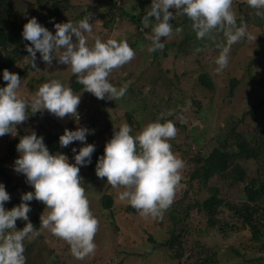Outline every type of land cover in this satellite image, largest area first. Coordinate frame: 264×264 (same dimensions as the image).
Masks as SVG:
<instances>
[{
	"label": "rangeland",
	"instance_id": "374dc122",
	"mask_svg": "<svg viewBox=\"0 0 264 264\" xmlns=\"http://www.w3.org/2000/svg\"><path fill=\"white\" fill-rule=\"evenodd\" d=\"M20 1L15 6L18 4L24 7V3ZM88 1L91 0H78L86 7L90 6ZM115 1L116 5L124 9L123 11H131L133 5L131 0ZM141 6L145 7V4ZM108 10L114 14L115 19H111L107 14ZM170 11L173 12L172 9ZM88 14L85 18H89L92 24L91 36L85 33L89 47L94 45V37H98L102 42L108 39L127 41L134 50V59L123 67L115 69L108 77L109 82L117 88L127 84V92L122 98L113 101L95 99L91 93L77 94L80 95V102L86 100L85 116L83 115L78 121L71 117L58 118L47 110L31 115L29 110L28 120L16 126L14 136L6 134L0 137V184L4 185L10 199L17 196L21 199L24 193L33 189L26 182L23 174L14 171V163L19 153L16 150L12 156H8V144L11 139L17 137L20 140L22 136L35 132L38 137H43L50 154H64L68 157L69 163L74 164L73 148L78 152L85 144H92L104 149L113 132L122 124L127 123L132 129L131 135L135 136L148 123L160 122L166 116L178 129L177 136L170 141L172 147L175 145L172 151L184 161L185 165L181 173V187L172 205L182 199L185 203L193 205L184 220L191 229L189 245L200 243L204 245L206 252L218 251L221 264H247L243 259L258 258L259 250L247 246L250 235L247 230L241 229L235 232L227 228L225 233H221L217 227L210 228L206 216L199 213L198 207L194 205V202H201L211 194L209 191L211 187H216L218 195L224 200L239 201L242 199L240 187L220 179L219 175L210 178L207 182L192 179L189 173L192 171V166L187 163L185 154L193 153L192 150L195 149L192 147L194 144L191 142V136L198 137L202 143H205L204 149L207 150L212 148L218 136L233 137L230 129L238 119H244L242 128L252 124L264 129V23L259 24V21L243 23L247 26L248 34L256 38H245L233 44L227 67L217 72L215 60L222 50L218 45H224L226 37L217 41L216 46L208 45L205 50L194 55L193 51L183 53L181 49L170 44L171 41L180 39L183 34L182 31L177 33L174 30L171 37L161 40V43L168 44L166 54H163L162 50L149 52L152 43L150 37L153 33H149L142 43L137 42L133 34L134 29L128 19L125 16L120 17L116 8L111 7L106 0H101ZM102 19L107 23L105 26L102 25ZM201 41L206 44L204 39ZM251 60L252 63L249 64ZM35 63L36 68L28 70L25 75L21 70L30 64L28 57H24L9 70L21 78L18 94L22 98L30 101L43 83L52 80H58L64 87H68V78L73 74L70 65H57L52 62V65L48 66L38 53ZM202 71L206 72L212 82V88L198 81L197 75ZM232 77H236L238 83L230 93L229 79ZM168 82L172 87L170 91L165 87ZM6 83L3 80V73L0 72V85L5 87ZM142 99L146 100L145 106L139 104ZM154 103L160 110H157ZM252 105H258L255 110V120H252L248 113ZM79 107L81 108L80 103ZM128 110L133 111L130 121L127 117ZM151 110L154 112L151 113ZM78 127L89 130L85 142L76 141L67 147H61L59 137L64 130L74 131ZM255 166L253 160L244 163L250 174L254 173ZM79 167L86 195L89 196L90 209L99 221V229L94 238L96 244L94 254L83 260L76 259L65 241L40 226L36 229L39 232L38 236L24 241L26 264H198L194 259L178 261L175 254H171L168 249L162 247L154 249L147 240L149 237H155L157 240H165L169 237L173 222L172 215L175 213L171 212L172 205L161 218L142 217L136 210L130 208L127 201L119 199V194L125 189L113 188L106 182V178H97L95 173H91L84 166ZM88 180L91 185L90 194H87ZM185 192L187 196L184 197ZM103 193H109L113 200V224L108 213L100 206ZM31 202L33 211H38L40 215L44 212L43 214L47 215V209L44 210L45 206L42 203L35 199ZM216 211L215 217L220 221L237 222L235 218L231 220L233 218L231 210L225 206L218 207ZM25 223L18 219L15 222V230H22ZM234 249L238 250L242 257L238 256ZM249 264L258 263L253 261Z\"/></svg>",
	"mask_w": 264,
	"mask_h": 264
},
{
	"label": "clouds",
	"instance_id": "9594fccd",
	"mask_svg": "<svg viewBox=\"0 0 264 264\" xmlns=\"http://www.w3.org/2000/svg\"><path fill=\"white\" fill-rule=\"evenodd\" d=\"M256 9V15L264 17V0H247ZM169 9H174L175 14ZM174 15H186L192 22L191 28L196 38L212 39L214 32H222L226 37L222 50L215 60L216 71H223L228 64V56L233 44L242 39H255L247 32V26H237L233 11V0H152L150 10L142 18V25L148 27L153 19L155 26L149 52L163 50V38L173 35L170 21ZM55 34L43 27L35 18L23 26L22 37L31 46L25 45L29 63L36 68L37 53L46 65L57 63L70 65L84 91L100 100H118L128 89V85L117 88L108 80L109 75L123 67L135 57L134 50L127 41L108 39L102 42L94 37V45L89 47L88 37L92 34L89 18L54 24ZM143 30V28L141 29ZM181 32V28L175 30ZM201 51L200 48L196 49ZM58 53V55H54ZM6 86L0 88V137L16 134V126L26 122L31 115L47 110L48 113L64 118L79 120L77 112L80 95L71 88L64 87L58 80L43 83L29 101L18 94L21 78L7 69L3 71ZM89 130L78 127L65 129L59 137L61 147L73 142H85ZM125 123L113 132L105 144L104 154L96 163L97 178L104 179L113 188L125 189L119 199L127 201L142 217L161 218L174 202L181 187L184 161L172 151L171 140L178 129L172 121L150 122L135 136ZM19 157L15 160L14 171L25 176L34 191L24 193L22 201L33 199L42 203L47 215L42 213L40 226L65 241L72 255L83 260L94 254V238L99 229V221L90 209L80 167L90 163L95 146L85 144L79 151L72 149L75 163L61 153L50 154L35 132L24 135L16 146ZM10 200L3 184H0V264H26L24 241L34 239L39 232L31 222L28 203L6 210L4 204ZM25 221L22 230H15L17 220Z\"/></svg>",
	"mask_w": 264,
	"mask_h": 264
},
{
	"label": "trees",
	"instance_id": "16d2710c",
	"mask_svg": "<svg viewBox=\"0 0 264 264\" xmlns=\"http://www.w3.org/2000/svg\"><path fill=\"white\" fill-rule=\"evenodd\" d=\"M18 1L20 0H0L1 73H3L5 69L8 71L13 69L20 60L24 57H28L25 45L31 46V44L29 41L23 39L22 31L24 24L27 23L29 19L35 18L39 24L55 34L54 24L66 22L77 24L80 20L85 19L86 15H89L88 13H91L101 0L88 1L90 6L87 7L82 5L81 2H78V0L73 2L71 0H21L20 2L24 3V7L23 5L20 7L18 4L15 6ZM106 1L111 4V7L116 8L120 17L125 16L128 19L129 24L132 25L134 29L133 34H135L134 38L137 42L142 43L146 36L152 32V28L155 26L154 19L146 28L141 23L142 18L150 10L151 0H131L133 5L131 6V11L128 12L123 11L124 9L122 7L116 5L115 0ZM141 4H145V7H142ZM79 8L81 10H79ZM172 10L173 14H175L174 9ZM233 11L238 14V19H236L237 26H240L243 23L250 24L255 21H259V24L264 23V17L257 16V10L251 8L247 4V0L234 1ZM107 14L111 19H115L113 16L114 14L110 10L107 11ZM99 18L101 17L99 16ZM170 23L173 31L177 28L182 29V37L171 41L170 44L181 49L183 53L193 51L192 54L196 55L201 52H197V48L205 50L208 45L209 47L216 46L218 43L217 41L222 40L225 37L222 32H214L212 39H204L206 45L202 43L203 41L196 38L195 32L191 28L192 22L186 15H174V18ZM106 24L105 19H102V25L105 26ZM142 28L143 30H141ZM162 43L164 44L162 53L166 54L168 44L164 42ZM199 45L201 46L198 47ZM54 55H58V53L54 52ZM52 62L53 64H59L55 58ZM251 63L252 60L249 64ZM31 69L34 68L28 64L27 67L21 70V73L25 75L27 74V71ZM197 78L202 85L210 88L213 87L206 72H200L197 75ZM124 80L125 79L123 78L122 81ZM229 80V92L232 93L234 86L238 83V79L232 77ZM170 85L171 83L168 82L165 86L168 91L172 90ZM0 88H3V85H0ZM67 88H71L75 95L89 93L84 91V87L78 83V78L74 74L69 76ZM85 103L86 100L83 99L80 102L81 108L79 107L77 109V111L80 112H78L79 118L85 114ZM139 104L145 106L146 100L142 99L139 101ZM154 106L157 110H160L157 104L154 103ZM257 106L258 105H252L248 110L252 120H255V110L258 108ZM132 112V110L127 111L128 121H130L129 118ZM153 112L154 111L151 110V113ZM202 118H204V116ZM168 120L169 117L165 116L160 122L164 123ZM243 120V118L238 119L231 127L230 131L233 137L228 138L224 135L218 136L215 144L209 150L204 149L205 143H202L198 137L191 136V142L194 144L192 147L195 149L192 150L193 153L191 151H189L191 152L189 154L186 152L185 158L187 159V163L192 166V171L189 172L192 179L194 178V180L196 179L198 181L207 182L210 178L219 175L220 179L227 181L231 185L240 187L242 199L239 201L224 200L218 195V189L216 187H211L209 189L211 194H209L208 197H205L201 202H194V205L198 207L199 213L206 216L210 228L217 227L218 231L221 233H225L227 228L234 230L235 232L240 231L241 229L247 230L250 233L247 245L248 248L258 249L260 255L258 258L243 259V261L247 264L253 261L262 264L264 263V129L252 124H250L249 127L245 126L242 128L241 124L243 123ZM18 143L19 138L17 137L9 141L8 156H12L15 153ZM173 147H175V145ZM173 147L172 150H174ZM176 149L177 148H175V150ZM103 154L104 149L95 147L90 163L84 167L91 173H95L97 160ZM250 160H253L256 164L255 171L252 174L247 172L244 167V163ZM88 182L89 186L87 194H90L91 185L89 180ZM32 191H34V189H31V192ZM185 196H187L186 192L184 194V197ZM88 197L89 196H87V198ZM22 202L24 201L17 196L6 202L4 208L6 210H9L10 208L11 210L13 207L19 206ZM28 203L31 209L28 213V222H31L34 228L38 229L40 227L41 215L38 211H33V204L31 201H28ZM100 206L103 211L108 213L111 223L113 224V200L109 193H103L101 195ZM192 206L193 205L190 203H185L183 199L175 201L172 205L171 212L175 213L172 215L173 222L169 237L165 240H157L155 237H149L147 240L154 249L159 247L168 249L171 254H175V258L178 261H191L194 259L198 264H221L218 251L210 250L206 252L204 245H200V243L193 244L192 246L189 245L191 229L190 225L184 220L185 215L190 212ZM222 206L231 210L233 217L231 220L235 218L237 219V222L220 221L215 217V212H217L216 209ZM130 208L132 209L131 206ZM248 248L246 249L248 250ZM234 251L238 256L242 257V254L240 255L238 250L234 249Z\"/></svg>",
	"mask_w": 264,
	"mask_h": 264
}]
</instances>
